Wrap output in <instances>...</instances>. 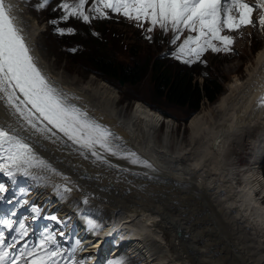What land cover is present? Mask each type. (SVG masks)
Segmentation results:
<instances>
[{
    "label": "bare ground",
    "instance_id": "obj_1",
    "mask_svg": "<svg viewBox=\"0 0 264 264\" xmlns=\"http://www.w3.org/2000/svg\"><path fill=\"white\" fill-rule=\"evenodd\" d=\"M9 2L14 5L12 14L17 16L21 20L23 18L22 20L23 23H21V25L24 28L27 43L30 45L35 57L37 58V55H36L37 37H36V28L34 27L35 23L32 21V19H26V16L22 15L21 11H23L22 9H24V5L22 8L21 4L18 3L17 0H6V3H9ZM255 62H256L255 69H260V71L262 72V76L255 81V75L253 73H247V76L245 77V79L239 80L235 78L233 79L234 80L233 82L228 83L226 92L221 96L219 101L212 107V110L206 114H202V115L199 114L198 116H195L190 121L189 128L191 130V134L188 136V139L185 140V142L179 141V139L175 140L174 138H171L172 136L171 128L174 125L173 122L171 121V119L169 120L168 118H164L158 112L149 108L148 107L149 105L147 104L144 105L145 103L143 104L141 101L135 100L134 106L132 108H129L128 110L121 108L119 105V102H116L118 98L116 96L117 95L116 90L112 86H110L107 82L103 80H99L93 76H91V78L84 84L76 83L75 79L74 81L71 79L70 80L67 79L63 81V79L60 80L56 76L50 75V73L46 70V68L42 65V63L38 62V64L39 66L42 67L46 75L51 80H53L59 86V88L62 89L64 93L68 94V97L71 100V102L75 103L78 107H81L82 109L86 110L89 113V115L93 117L97 122L109 128L116 136L120 138L117 141V143H119L122 147L130 151H135L139 153L143 157V159L146 160L151 165V167L149 168V167H145L142 164H137L139 166L145 167V171H147L146 173L153 172L154 174H157L159 176L173 175L174 177L179 176V177L189 178L197 185V186L195 185V188H193L191 185L190 193L185 190L178 191V192L174 191V193L172 192L173 194L170 193L171 194L170 196H172V200H168V199H164L160 197V200L162 201L164 205V206L162 205V210L168 211L169 207L179 208L177 211L174 210L176 211L174 214L175 215L174 220L169 221V220H164V219L162 220L159 218L153 219V221H159L160 224L161 223L164 224L165 225L164 229L166 231H168V229H172V231H174L175 229H182V226L179 223L180 220L178 221L179 217H183L185 220L191 217V214L188 211L187 207L189 208V210H191L194 213L195 218L197 219V223L193 224V226L191 227L190 234L195 235V237L192 238L187 233L188 232L187 230H182L184 231L183 235H180L181 233H183L182 231H178V233H180L178 235L184 237L182 241L180 240L176 242L178 244L179 250L183 246L184 247L188 246L198 251V253H200V257H199L200 262L198 264H201V263L206 264L203 261L204 256L206 257V259L208 258V262H209V259L213 260L212 256L215 254V252L213 254V250H216L217 252L219 251V253H221L218 248V243L223 238L225 243L229 244L231 247L235 248L239 252V257L243 258L244 260H247L250 264H261L262 262H264V257L261 256L260 253L250 252L249 250H251V248H248V247H246L248 249L245 251L246 239L245 237H242V238L239 237L238 235L239 233L237 232L238 228H237L236 222H234L230 218L229 220L227 217L228 214L226 216L224 211L221 210L219 207H218L220 209L219 211H216L218 209L215 210V207L217 208V206L219 205H215V207L213 206V204H215L216 202L212 203V200H211L212 196H211V193L209 192V186H211L210 184H213L212 181L214 180V178L209 179L210 177L209 176L206 180H204L201 174L197 172V167L201 168L202 166L207 164L209 167L214 169L213 170L214 172L216 173L220 172L222 173L223 176L228 174L227 172H231L230 178H231V175L235 173L240 175V179L242 180L243 184H245V186L240 187V189L239 188L236 189L233 186V183H231L232 189L229 190L227 189V185L225 184V182H223L224 184L220 185V189L223 190V193L225 196H229L228 199H230V202L231 200L235 201V198L237 199V197L241 198V199H238L241 205V206L239 205L241 211L243 212L248 211L246 212L247 217H249V219L251 220L253 224H254V221H256L258 225L256 226V232L260 230L262 231V234L264 235V203L263 202L259 203L258 202L259 200H257L254 196V192L257 191L256 189H258V185H259L261 189H259L257 192H260L261 196L264 198V182H263L264 179H261L260 175L256 171L258 168L255 169L258 165L254 167L256 164H259V161L262 158H264L263 157L264 148H261V146H259L262 144L264 145V142H263L264 141V110H259L257 108L259 97L264 95V47L257 54ZM0 118H1L0 125H4L5 127H7L8 125H12L16 129L18 127L19 128L17 129L18 133L21 136L29 137L28 139L29 143L33 144L34 146L41 145L40 147L43 152L42 154H49L50 152L51 153L58 152L59 154H57V157L60 163V166H57L58 172L61 173L63 169H65V163H69L67 161L72 162L73 165H75L76 167H80V168L85 167L84 165L85 156L81 155L79 151H74L73 148L75 146L69 147L66 144L62 143L60 140H56V142L53 143L50 140L43 139L40 134L33 133V130L27 129L26 125L22 128L21 125L23 124V121H19L18 123L17 121L19 118L17 116L12 115L11 110L5 106L3 101H0ZM161 119L166 122L165 123L166 131L164 132L163 135L162 134L160 135ZM253 131L256 132L257 137L260 136L262 138L260 139V142H263V143H260L259 140H257L256 137H254ZM245 138L247 140H250L251 143L255 141L254 146L257 149L253 153H251L252 157L249 158L248 168H244L240 172H238L237 171L238 167L232 166L231 159H232L233 154L231 155V153H232L233 148L239 149L243 147V143L246 142ZM58 143H59L58 148H56L55 144H58ZM70 143L71 142H68V145H70ZM175 150L178 151L180 154L176 153ZM184 150L192 151L190 155L192 156V158L190 159H192L193 162L190 161L187 163V160L185 159L187 157L186 154H185L186 157L183 158ZM71 156L73 158H71ZM108 159L111 161L112 165H119V166L127 167L128 165L132 164L128 160L120 159L118 157L109 156ZM230 163H231V166L233 167L232 169L228 167ZM90 165L92 164L89 163V166ZM103 170L106 171V169H103ZM213 171L211 173H213ZM208 172L210 174V171ZM33 173L35 176L42 177V178L33 179L32 177H23L20 175L19 177H20V180L22 181H28V184L29 182L34 183L33 187L35 189L34 190L35 198L42 197L43 195H45L43 199H46L48 203L51 202V204H49L50 206L54 205L55 203L62 204L63 203L62 199L66 197L67 192L63 191V187H58V186H64V184L57 183L58 180L57 181L55 180L56 174L49 172L48 176H45L42 174V172L41 173L33 172ZM46 177L48 178L46 179ZM7 178L11 181V184L13 185V187H16L17 179H16V182L13 183L9 177ZM57 178L60 179V177L58 176ZM225 178L226 176L224 177V180ZM93 179H95L93 180L94 182H97V180H101L102 178L101 179L93 178ZM78 183L80 182L78 181ZM85 183L88 184V187H89V190L86 192H91L94 195L95 193L98 194V191L94 189L93 187L94 183L92 181L85 182ZM82 184H83V181H82ZM99 184L100 183H98L97 186ZM188 187L189 186H187L186 188ZM41 193L43 194L41 195ZM183 193L185 195V198L183 199H185L187 202L193 200L195 202L193 206L197 205V207L191 208L190 206L187 205V203L184 200H181L180 199L181 197L179 195ZM193 193L195 194L197 193L198 196H196ZM99 195H101V193ZM225 196L224 197L220 196V198L222 199L221 202H225V199H223L225 198ZM101 197L103 196L101 195ZM153 197H156V196H153ZM147 202H145V204H147ZM105 203L107 204V202ZM116 203H117V200H116ZM139 203H137V205H134V208L135 206H138V207H136L137 208V209L135 208L136 211L131 212L130 215L123 214L121 211V208L125 210V207L119 206V204H116L115 206H113L111 210L108 209L109 210V211L107 210L108 212L103 211L104 212L103 215L109 220V222L108 224H105V226H103L104 229L101 232V234L98 236L94 244L93 242H91L92 241L91 239L94 237L91 238L88 235L89 231H85V229L89 227L88 226L89 223L91 226H94V227L97 225V224L91 223L92 217L86 216L85 219L82 220L83 225L81 226L78 225L80 226V229L83 231L81 235L85 236L83 241L89 242L85 244V249L87 251H90L94 257L93 262L91 264H101L103 259L107 258L108 256L110 257V255L118 254L119 252L124 251V249H128V253H129L130 252L129 246H131L130 243H133V241H138V244L139 245L142 244L145 247V250L146 249L154 250V248H152L151 245L154 243V240H156V235L152 232V229L150 227V225L153 226V223L150 222L149 216L147 214L148 207L145 205H142V203L140 204ZM181 204H185L186 209L181 207ZM225 205L226 203H223L222 207L225 208ZM198 206L202 207L204 209V212L200 211L198 209ZM134 208L131 206L130 208L131 211L135 210ZM115 209L117 212L114 211ZM90 210L93 211L92 209ZM169 212L172 213L173 210L171 209L169 210ZM63 216L64 215L62 214L61 217ZM208 216L209 218H206ZM99 218H96V219H99ZM202 219H205L207 220L208 223H210L208 224L207 222H204L205 225L207 224L212 225L214 229L219 232L218 233L219 236L222 237L219 242L215 240L216 237L211 239L207 237V234H206L207 232L203 233L205 229L204 230L201 229ZM70 222L71 223L73 222L71 218H70ZM78 222L73 224V226L71 227V231H73L74 228H77L76 224H78ZM198 224H200V226ZM215 224L218 225L219 227L217 228ZM227 226H229V229L225 230ZM154 227H158V226H154ZM193 228H195V230H193ZM251 228L254 229L255 226ZM89 230L91 232V229ZM121 233L123 234L120 235ZM175 234L177 235V233ZM95 235L97 236L98 234L96 233ZM171 235L172 237H174L173 233H171ZM241 235L243 236V234ZM243 238L245 239V241L242 240ZM113 239H116L114 241L115 245L112 244L111 240ZM237 239L240 241L239 242L240 244L238 245L235 244V247H234L233 242ZM198 240L200 241L199 243L200 247L196 246V243L198 242ZM183 241H186V242H183ZM89 245L91 246L90 250H88L89 248H86V246L89 247ZM105 245L112 246V247L110 246V249L108 250L111 253V254L109 253L108 256H106L107 250L105 251V248H104ZM230 246L228 248H230ZM172 254L174 253L172 252ZM177 257L183 259V257L180 254L177 255ZM224 258L225 257L223 253V259ZM223 259L222 260L219 259V260H221L222 264H227L225 260ZM244 264H246V262Z\"/></svg>",
    "mask_w": 264,
    "mask_h": 264
},
{
    "label": "rangeland",
    "instance_id": "obj_2",
    "mask_svg": "<svg viewBox=\"0 0 264 264\" xmlns=\"http://www.w3.org/2000/svg\"><path fill=\"white\" fill-rule=\"evenodd\" d=\"M53 2H54V0H51V2L48 5L52 4ZM40 3H41V0H22L21 7L23 8V5H24V9H22L23 11H21V13H22V15L26 16V19H32V21L35 23L34 27L36 28V37H37V40H36L37 52H36V54L39 57L40 62L46 68V70L50 73V75L56 76L60 80L63 79V81L67 80V79L68 80L71 79L74 81V79H75V82L80 83V84H84L85 82H87L91 78V76L96 77L99 80L105 81L99 75L94 74V73H89L87 71V68L85 67L82 59H79V58L69 59L68 57H66V53H65L66 50L62 46V43L59 42V39L56 36H54L51 33V31L44 24L45 17H46V13H45L46 7L38 8L37 5ZM259 15H260L259 12L256 11L254 14H252V19L258 20ZM115 18H118V15L115 16ZM120 18H121V22H116V21L115 22L114 21L109 22L110 24H109L108 30L111 29L112 31L122 33L121 39L123 40V42H119V44H118V46L121 49L125 48L127 44L129 46L135 45L138 48V52H139L137 55L138 60L144 56L153 57V56H157V55L159 56L160 55V57H162L160 54L162 51V48L164 47V45L166 46V48L168 47V41L166 38L167 32H164L161 29L160 30L157 29L156 33L153 35V42H152V40L147 41V40H145V34H142L140 32L139 28L135 27V23H132L129 19H127L123 16H121ZM76 28L80 29L79 25L76 24ZM169 34H170L169 39H172L174 36V33L169 32ZM189 34H191V33H189ZM221 34L222 35H230L234 38V43L231 45L232 51H230V52H234V53L231 56H226V55H216L217 52H212L210 49L208 51L204 52L203 55L206 58V62L198 67L197 72H199L200 74L196 77V79L199 83L202 82V79L205 78L208 73L213 75V77H218V79H219L218 81L220 82V84L222 86V92L217 97V99L214 103H208L207 101L204 100L201 102L198 111L195 113H192V114H189L186 111L177 109L176 107H169V106L165 105L164 103L157 101L152 96V88H151L152 82H151L149 77H146V79L143 81V83L139 87L120 85L119 83H117L115 81H110L109 83L107 82L117 92L116 96L118 98H117L116 102H119L120 107L125 109V110L132 108L134 106L135 100H139L143 104L145 103L144 105H146V104L149 105L148 106L149 108L155 110L160 115H162V114L158 110H161L163 113H165L169 116V120L171 119V121L174 124L171 128L172 129L171 138H174L175 140L179 139V141L185 142V140H187L188 136L191 134V130L189 128L190 121L195 116H198L199 114L202 115V114H206L209 111H211L212 107L219 101L221 96L226 92L228 83L233 82L234 81L233 79H235V78L239 79V80L245 79V77L247 76V73H253L255 75V81L262 76V72L260 71V69H255V67H256L255 61H256L257 54L264 47V29H261L258 25L257 26L246 25V26H244V27H242L236 31L225 30ZM187 36H188V34H186V37ZM213 43H215L218 47L221 46L219 41H213ZM254 50H256L255 53L253 52ZM76 53H77V55L81 54V50H77ZM117 53L122 54L121 58L125 57V54H123L122 51H118ZM53 73H55V74H53ZM165 123L166 122L161 119L160 135L161 134L163 135L164 132L166 131V124ZM253 133H254V137H256V139L259 140V142H260V139H262V138L260 136L257 137L256 132L253 131ZM254 142L251 143L250 140L246 139V142L243 143L242 148H239V149L237 148L238 150L236 148H233L232 153H231V155L233 154L232 159H231V163H232V166L238 167V169H237L238 172H240L244 168H248L249 158L252 157L251 153H253L257 149L254 146ZM263 142H260V143H263ZM58 145H59V143L55 144L56 148H58ZM40 146L41 145L35 146L38 153L40 155H42L43 158H45L47 160L49 159L48 161L53 165V167L58 169L57 166H60V163H59V159L57 157V154H59V153L53 152L54 153L53 154L50 152L49 154H42L43 152H42ZM259 146H261V148H264L263 144L259 145ZM191 150H192V148H191ZM191 150H189V151L184 150L183 151L184 152L183 158L187 156L185 158L187 160V163L190 161L193 162L192 159H190V158H192V156H190L191 152H192ZM186 151H188V152H186ZM175 152L179 153L176 150H175ZM185 154H186V156H185ZM86 155L88 156L87 159H89V160L84 158L85 167H82V168L76 167L75 165H73L72 162L67 161L69 163H65V169H63V171L61 172L62 175H55L56 176L55 180L56 181L58 180L57 183H62V184H64V186L68 185L67 187L72 188V191H73V192H70L71 194L69 192H67L68 196L66 195V197L62 199V201H63L62 204L61 203H57V204L55 203L54 205H52V207H54V208L56 207L55 209L58 212L60 211L65 216V217L64 216L63 217L66 219V221L68 223L70 222V218L72 219L73 222L71 223L69 230H71V227L73 226V224L78 222V220L80 219L78 224H76L77 225L76 233L80 237H82L81 233L83 231L80 229V226L83 225L82 220H84L86 216L92 217L91 223H94L97 225L95 227L91 226V228L93 227L92 228L93 230L91 232L89 230L90 229L89 227L86 228L85 231H89L88 235L91 238L92 237L95 238V239L94 238L91 239L92 240L91 242H93V244H94V242H96V239L98 238V236L103 231V229H104L103 226H105V224H108V222H109V220L103 215L104 212H108L109 210H111L113 208V206H115L116 204H119V206L125 207L126 212L123 208H121L122 213L125 215H130V213L136 211V209H137L136 207H138V206H135V208H136L135 209L134 205H137V203L140 202V203H142V205H145L148 207L147 208L148 209L147 214L149 216L150 222L153 223V226H151L150 223H149V225L152 229V232L156 235V240H154V243L151 245V247L154 248V250H149V249L145 250V247L142 244H140L141 245L140 246L138 244V241H133V243H130L131 246H129L130 250L132 247L135 248L134 250L130 251L133 254H130V255L128 254L127 256L124 254H121L118 257H116L115 259H113V260L111 259L108 262H107V260L103 259L104 260V261H102L103 264H113V262L115 260L120 259V258H123L124 264H196V263L198 264L200 262V260H199L200 253H198V251H196V250H194L188 246H185V247L183 246L179 250L178 244L176 243L177 241H180V240L182 241L184 239V237L180 236V235L184 234V231H182V230H187L188 231L187 233L192 238L195 237V235L190 234V229L193 226V224L197 223V219L195 218L194 213L191 210H189L188 207H187V209L190 212L191 217L189 219H186V220L183 217H179V219H178V221L180 220L179 223L182 226V229H175L174 231H172V229H168V231H166L164 229L165 228L164 224H162V223L160 224L159 221H153L154 218H159L162 220L164 219V220H169V221H172L175 219L174 214L179 208L169 207L168 211L162 210L163 203L160 200V197H162L164 199L172 200V196H170L171 195L170 193H172V192L174 193V191L178 192V191L185 190V191L190 193L191 192L190 191L191 185L193 188H195V185H196L192 180H190L189 178H184V177H179V176L174 177L173 175H171V176H159L157 174H154L153 172L152 173H146L147 171H145V167H143V166L139 167V166H137V164L128 165L127 167L129 169L127 167H123V166L112 167V166H109L108 164H104V163H101L100 161H97L95 159V157H92L89 154H86ZM181 157H182V155H181ZM263 157H264V155H263ZM71 158H73V157L71 156ZM96 161H97V163H96ZM89 163L92 165L89 166ZM231 163H230V165H228V167H230V169L233 168L231 166ZM72 167H74V168H72ZM97 167H98V169H97ZM202 167H201L202 169L197 167V172L201 174V176L204 178V180H206L209 176H210L209 179L214 178V180L212 181L213 184H210L211 182L209 183L211 185V186H209V192L211 193V196H212L211 197L212 203L216 202L215 204H213V206L215 207V205H219V206H217V208L215 207V210L216 209H218L216 211H219L220 209L223 210L224 213L226 214V216L228 214V216H227L228 219L230 218L234 222H236L237 228H238L237 232L239 233L238 234L239 237L240 238L245 237V239H246L245 248L246 247L251 248V250H249L250 252L260 253V255L264 257V235L262 234V231H260L258 228L257 229L260 232L259 231L256 232V226H258L256 221H254V224H256V225H254L251 222V220L249 219V217H247V215H246V212H248V211H244V212L241 211V209H240L241 205L238 201V199H241V198L237 197V199L235 198V201L231 200V202H230V199H228L229 196H225L223 193V190L220 189V185L224 184L223 182H225V184L227 185V189H229V190L232 189L231 183H233V186L236 189H238V188L240 189V187L245 186V184H243L242 180L240 179V175L235 173V174L231 175V178H230L231 172H227L228 174L225 175L226 178L224 180L225 176H223L222 173H220L218 171H217L218 173L214 172L213 171L214 169L209 167L207 164L202 166ZM254 167H256L255 169L258 168L256 171L260 175L261 179H263L264 178V158H262L259 161V164H256ZM103 169H106V171H104ZM207 169H209V170H207ZM33 170L34 171H32V172H35V173H41L42 172V174L45 176H48V173H49L48 171L41 170V169H33ZM109 171H110V173H109ZM208 171H210V174ZM212 171H213V173H211ZM57 176L60 177V179L57 178ZM65 177H67V179H65ZM92 177L96 178V179H101V178L102 179L97 180V182H94L93 180H95V179H93ZM47 178L48 177H46V179ZM90 178H91V180H90ZM78 181L80 183H78ZM82 181H83V184H82ZM90 181H92L94 183V185L93 184L92 185H93L94 189H96L98 191V194L95 193V195H94L91 192H86L89 190V187H88V184H86L85 182H90ZM22 182L25 184V188L29 185L28 181H22ZM263 182H264V180H263ZM95 183H97V184L100 183V184L97 186V184H95ZM30 185L34 186V183L31 182ZM237 185H238V187H237ZM10 186H11V188L7 189V191L4 192L3 197L6 195L7 192L12 191V189L14 188L12 184H10ZM187 186H189V187L186 188ZM210 187H211V189H210ZM259 189H261V187H259V185H258V189H256V190L258 191ZM233 190H235V189H233ZM257 191L254 192L255 198L257 200H259L258 201L259 203H262V202L264 203V198L261 196L260 192H257ZM160 192H162V193H160ZM100 193L103 197H101V195H99ZM212 193H213V195H212ZM42 194L43 193H41V195ZM193 194H195V193H193ZM222 194H223V196H222ZM195 195L198 196L197 193ZM44 196L45 195H43L41 198L43 199ZM153 196H156V197H153ZM179 196L181 197L180 199L184 200L187 203V205L190 206L191 208L197 207V205L193 206V204L195 203L193 200L187 202L185 199H183V198H185L184 193L180 194ZM220 196L221 197L225 196V198H223V199H225V202H221L222 199L220 198ZM145 198H146V200H145ZM85 199L88 200V203H87L88 206L87 207H89V209L82 211L83 210V203H84L83 201ZM110 199H112V200H110ZM116 200H117V203H116ZM105 202H107V204ZM145 202H147V204H145ZM188 203H190V204H188ZM223 203H226L225 208L222 207ZM72 206H73V208H72ZM131 206L135 210L131 211V209H130ZM181 207L186 209L185 204H181ZM54 208H51V210H53ZM242 208H243V206H242ZM245 208H247V207H245ZM69 209H71V210H69ZM74 209L77 211H75ZM90 209H92L93 211H91ZM171 209L173 210L172 213L169 212V210H171ZM198 209L200 211L204 212V209L202 207L198 206ZM174 210H176V211H174ZM243 210H244V208H243ZM101 211H102V213H101ZM114 211L117 212L116 209ZM60 212H59V214H60V216H62V214ZM66 215H67V217H66ZM15 216H13V217H15ZM76 216H77V218H76ZM96 218H99V219H96ZM206 218H209V216ZM75 219H76V221H75ZM191 221H193V222H191ZM201 221H202L201 229L202 230L205 229L203 231V233L207 232L206 233L207 237L211 238V239L216 237L217 239L215 238V240L219 242L222 238L221 236H219V234H218L219 232L216 231L212 225H208L210 223H208L207 220L202 219ZM160 222H162V221H160ZM204 222H207L208 224L205 225ZM200 224H198V225L200 226ZM78 225H80V226H78ZM213 225H214V223H213ZM154 226H158V227H154ZM242 226H244V227H242ZM254 226H255L254 229L251 228ZM216 227L218 228L219 226L216 225ZM195 228H193V230H195ZM213 229H214V231H213ZM228 229H229V226H227L225 228V230H228ZM178 231H182L183 233L180 234V233H178ZM95 232L98 234L97 236L95 235L96 234ZM171 233L174 234V237H172ZM175 233H177V235ZM122 234L123 233H121L120 235H122ZM178 234H180V235H178ZM241 234H243V236ZM245 239L243 238L242 240L245 241ZM115 240L116 239L111 240L112 244L115 243L114 242ZM235 241L233 242L234 247H235V244H237V245L240 244L239 243L240 241L238 239ZM136 242H137V244H136ZM183 242H186V241H183ZM223 242H224V239L222 238V240L218 243V248H219L221 253L222 252L224 253L225 258L223 259V253L221 254V253H219V251L217 252L216 250H213V254L215 252V254H214L215 256L214 255L212 256L213 260L209 259V262H208V258L206 259L205 256L203 257V261L206 264H209V263H211V264H222L221 263L222 259L225 260V262L227 264H244L245 262H246V264H250L247 260H244L243 258L239 257V252L235 248H233L229 244H227L225 242L223 243ZM84 243L86 244L89 242L84 241ZM199 243H200V241L198 240V242L196 243L197 247H200ZM137 245H139V246H137ZM110 246H108V245L104 246L105 251L107 250L106 256H108L110 253L108 251L110 249ZM146 246H148V245H146ZM229 246H230V248H228ZM90 247H91L90 245H89V247L86 246V248H89L88 250L91 249ZM248 248H246L245 251ZM79 250H80V253L82 254L83 248L81 247V248H79ZM172 252L174 254H172ZM179 254L183 257V259L177 257V255H179ZM245 255H246V253H245ZM196 259H197V261H196ZM219 259H221V260H219ZM102 262H101V264H102ZM261 264H264V262H262Z\"/></svg>",
    "mask_w": 264,
    "mask_h": 264
},
{
    "label": "snow or ice",
    "instance_id": "obj_3",
    "mask_svg": "<svg viewBox=\"0 0 264 264\" xmlns=\"http://www.w3.org/2000/svg\"><path fill=\"white\" fill-rule=\"evenodd\" d=\"M50 2L41 0L37 7L44 8ZM88 2L78 0L75 4H59L57 7L64 12L60 20L67 21L75 17L90 23L92 19L109 18L108 13L111 12L140 22V26L147 22L150 25L148 32L156 27L164 32L171 31L174 33L173 44L187 30L195 35H188L174 55L176 59L189 64L195 62L191 57L199 60L209 49L212 52L232 51L234 38L222 35L225 30L236 31L246 25H258L264 29V0H257L254 5L246 0H93L89 11L94 16L85 11ZM13 8L12 3L0 0V101L11 110L12 115L19 118L18 123L23 121L21 127L26 125L33 133L53 143L56 140L66 145L71 142L68 146H75L73 150L79 151L85 158H88L87 153L112 167L119 165H112L109 156L150 168L146 160L117 143L120 138L109 128L71 102L68 94L46 75L27 43L24 28L20 26L23 21L12 14ZM256 9L260 10V15L258 20H253L252 13ZM57 22L50 21L53 24ZM57 31L64 35L66 32L72 34L75 30L68 28ZM213 41H219L221 46L218 47ZM257 108L264 110V95L259 97ZM28 139L21 136L12 125H0V174L9 177L13 183L18 174L41 179L34 175L33 169L62 175L38 153ZM58 187H63L64 192H72V188L66 185ZM5 191V185L0 183V192ZM7 202L13 203L12 200ZM83 202L87 204L88 200ZM16 204L20 206L21 202L17 200ZM23 205H27L39 217L41 208L27 200L23 201ZM11 215L15 216L16 212L11 211ZM47 218L63 223L56 215ZM28 227L23 219L17 221L0 216V264H84V259H77L76 255L75 245H79L80 241L66 248L57 240L55 233L47 228L37 242L31 245L25 243L17 248L20 241L29 235ZM60 236L64 237L65 233L61 231ZM113 264H124V260L117 259Z\"/></svg>",
    "mask_w": 264,
    "mask_h": 264
},
{
    "label": "trees",
    "instance_id": "obj_4",
    "mask_svg": "<svg viewBox=\"0 0 264 264\" xmlns=\"http://www.w3.org/2000/svg\"><path fill=\"white\" fill-rule=\"evenodd\" d=\"M76 24L80 29L76 28ZM69 26L75 32L61 37V43L65 47L81 50V54L77 55L75 51L74 54L68 53L67 57L82 59L89 73H97L108 81H122L132 87H139L149 77L152 82V96L157 101L189 114L197 112L204 100L214 103L222 92L218 77L208 73L200 84L196 79L200 74L197 72L199 66L176 59L172 51L161 52L162 57L144 56L138 60V48L127 44L121 49L118 44L123 42L122 33L108 30V22L84 25L75 19L69 21ZM118 51L126 53L125 57L121 58L122 54L117 53ZM158 111L165 118H169L161 110Z\"/></svg>",
    "mask_w": 264,
    "mask_h": 264
},
{
    "label": "water",
    "instance_id": "obj_5",
    "mask_svg": "<svg viewBox=\"0 0 264 264\" xmlns=\"http://www.w3.org/2000/svg\"><path fill=\"white\" fill-rule=\"evenodd\" d=\"M120 84L123 85V82L121 81ZM132 152H133V151H132ZM136 154H137V156H139L142 160H144L143 157H142L140 154H138V153H136Z\"/></svg>",
    "mask_w": 264,
    "mask_h": 264
}]
</instances>
